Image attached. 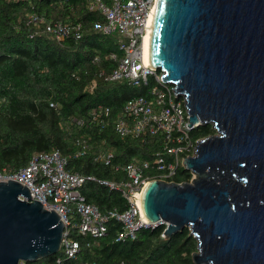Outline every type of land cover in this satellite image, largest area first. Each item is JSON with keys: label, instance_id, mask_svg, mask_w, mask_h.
Here are the masks:
<instances>
[{"label": "water", "instance_id": "95a60500", "mask_svg": "<svg viewBox=\"0 0 264 264\" xmlns=\"http://www.w3.org/2000/svg\"><path fill=\"white\" fill-rule=\"evenodd\" d=\"M149 48L188 124L215 133L183 160L190 181L147 183L145 215L165 237L188 227L195 264H264V0H157ZM63 230L26 185L0 181V264L57 254Z\"/></svg>", "mask_w": 264, "mask_h": 264}, {"label": "trees", "instance_id": "16d2710c", "mask_svg": "<svg viewBox=\"0 0 264 264\" xmlns=\"http://www.w3.org/2000/svg\"><path fill=\"white\" fill-rule=\"evenodd\" d=\"M33 14L43 22L34 23ZM103 20L102 13L88 8L87 0H0L1 171H17L28 165L34 154L59 150L68 157L67 169L72 172L120 179L127 177L123 165L152 159L163 150L162 134L121 137L115 131L113 119L128 99L146 94L148 85L105 79L102 73L116 65L109 53L121 51L117 34L95 28V22ZM55 22L80 23L82 36L57 39L45 26ZM99 103L111 112L110 124L104 127L90 120L92 108ZM78 118L84 119L82 125ZM213 133L211 124L191 130L193 139ZM85 137L90 138L91 149L79 155V140ZM108 148L114 153L111 164L95 160L98 151ZM192 177L181 166L172 179L183 183ZM81 193L102 211L127 207L121 191L95 180H87ZM121 228L118 220L110 219L107 233L99 238L75 229L73 235L81 250L76 259L66 263L195 264L198 241L188 227L165 237L163 224L141 229L135 239L117 240ZM56 256L24 264H53Z\"/></svg>", "mask_w": 264, "mask_h": 264}, {"label": "built area", "instance_id": "2783aa9c", "mask_svg": "<svg viewBox=\"0 0 264 264\" xmlns=\"http://www.w3.org/2000/svg\"><path fill=\"white\" fill-rule=\"evenodd\" d=\"M87 1L90 10L104 15L103 21L95 22V28L104 34H117L119 37L121 53H109V58L116 65L109 73H102L105 79H125L133 85H148L146 94L128 99L113 119L115 131L121 137L162 134L165 141L163 150L152 159H135L123 165L126 178L106 179L72 172L67 169L68 157L59 150L34 154L28 165L17 171L0 170V181H20L29 188L33 200H40L45 208L55 210L63 221L61 253H57L53 264H67L68 259L77 258L81 244L73 235L75 229L99 238L107 233L108 221L116 219L122 225L117 240H126L137 238L141 229L159 226L143 211V189L153 179L173 181L172 177L184 165L185 157L195 154L200 139L191 136L193 128L188 124L190 115L185 97L177 95L173 84L163 82V71L145 58V41L152 26L151 16L157 0ZM31 20L34 23L43 22L36 14L31 16ZM45 26L59 40L68 36L79 39L82 36L80 23L55 22L46 23ZM110 113L109 107L99 103L92 108L90 120L104 127L110 124ZM76 121L81 125L84 123L83 118ZM79 144L82 146L77 151L79 155L91 149L89 137L80 139ZM113 155L112 148L101 149L95 154V160L109 165ZM87 180H95L121 191L127 200V207L123 210L114 207L102 211L96 204L88 202L81 193V187ZM19 264H24V261Z\"/></svg>", "mask_w": 264, "mask_h": 264}, {"label": "bare ground", "instance_id": "6f19581e", "mask_svg": "<svg viewBox=\"0 0 264 264\" xmlns=\"http://www.w3.org/2000/svg\"><path fill=\"white\" fill-rule=\"evenodd\" d=\"M154 12H155V8L153 10V14L151 16V23L153 21V16H154ZM150 39H151V28L149 29V32L147 34L146 37V41H145V58L148 62H150Z\"/></svg>", "mask_w": 264, "mask_h": 264}, {"label": "rangeland", "instance_id": "374dc122", "mask_svg": "<svg viewBox=\"0 0 264 264\" xmlns=\"http://www.w3.org/2000/svg\"><path fill=\"white\" fill-rule=\"evenodd\" d=\"M52 35H54V34H52ZM54 37H55V35H54ZM193 178V177H192Z\"/></svg>", "mask_w": 264, "mask_h": 264}]
</instances>
